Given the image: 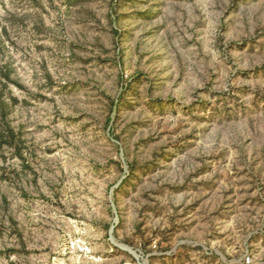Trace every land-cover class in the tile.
<instances>
[{
    "label": "rangeland",
    "instance_id": "rangeland-1",
    "mask_svg": "<svg viewBox=\"0 0 264 264\" xmlns=\"http://www.w3.org/2000/svg\"><path fill=\"white\" fill-rule=\"evenodd\" d=\"M0 264H264V0H0Z\"/></svg>",
    "mask_w": 264,
    "mask_h": 264
}]
</instances>
